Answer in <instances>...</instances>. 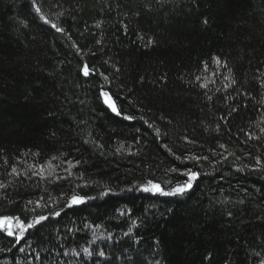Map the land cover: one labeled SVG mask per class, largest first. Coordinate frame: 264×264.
Wrapping results in <instances>:
<instances>
[{
    "label": "trees",
    "instance_id": "16d2710c",
    "mask_svg": "<svg viewBox=\"0 0 264 264\" xmlns=\"http://www.w3.org/2000/svg\"><path fill=\"white\" fill-rule=\"evenodd\" d=\"M262 85L264 0H0V264H261Z\"/></svg>",
    "mask_w": 264,
    "mask_h": 264
},
{
    "label": "snow or ice",
    "instance_id": "6c2138e0",
    "mask_svg": "<svg viewBox=\"0 0 264 264\" xmlns=\"http://www.w3.org/2000/svg\"><path fill=\"white\" fill-rule=\"evenodd\" d=\"M33 4L35 5V0H33ZM36 12H40V8L37 7ZM45 23H49L48 20L44 21ZM205 23H207V21H205ZM51 27L54 28L57 32H61L63 33L64 29L61 27H58L55 23L51 24ZM149 43H151V41H149ZM216 63L217 65L221 64V61L219 60V58H216ZM226 67V64L224 65ZM82 74L87 77L90 74H94L95 73V69H89L88 65H84L81 69ZM100 75H103V73H100ZM104 80L107 81L108 77L107 76H103ZM231 78V72L229 71V75L228 77H226V79H230ZM234 83V81H231ZM264 86V85H262ZM202 87H207V85H202ZM101 97L104 98V102L107 104V106L113 111L115 112L117 115H120V112L118 111L115 102L112 100V97L110 95L109 92L104 91L103 87H101V92H100ZM125 119H133V117L130 116H125ZM262 131H264V129H262ZM251 138V137H250ZM189 143H191V141H188ZM221 148H224L225 146L223 144L220 145ZM231 155V153H230ZM207 159V157H192V160L195 161H199V159ZM226 158V157H225ZM177 160H180L181 157L177 156L176 157ZM181 162L183 163L184 161L181 160ZM257 163H259V161H257ZM13 173H16V169L13 168L12 169ZM172 171H177L176 169H172ZM184 176L187 177L186 181L181 183V184H177V186H175L171 191H164L161 186L159 184H154L152 183V181L148 182V186L143 188V191L145 192H152V193H159L161 195H165V196H176V195H184V193H186L187 191H190L193 187V183L199 178L200 173L195 172V171H185L184 173H182ZM0 187H3V185H0ZM85 202V199L83 197H79L76 195H73L71 198V201L68 203V207H72L73 205H79ZM124 213H121V215H123ZM55 216L59 217L61 215V213L59 211H56L54 213ZM49 217L45 216V215H41L38 218H36L33 222L30 223H26L24 221H22L20 219V217H13V216H0V232L4 233L6 236L8 237H12L15 243H19L21 240L25 239V234L30 230L35 228L37 225L41 224V222L48 220ZM111 237L109 236V239ZM24 249L21 248L20 251H23ZM83 252L88 255L91 256L92 252L88 249V248H84ZM73 254L76 256H79V253H76L73 250ZM64 255H68L67 252L64 253ZM98 255L100 257L103 258H107L105 256V252L100 250L98 252ZM261 264H264V261H261Z\"/></svg>",
    "mask_w": 264,
    "mask_h": 264
},
{
    "label": "water",
    "instance_id": "95a60500",
    "mask_svg": "<svg viewBox=\"0 0 264 264\" xmlns=\"http://www.w3.org/2000/svg\"><path fill=\"white\" fill-rule=\"evenodd\" d=\"M85 203V202H84ZM84 203H82V204H84ZM82 204H79V205H82Z\"/></svg>",
    "mask_w": 264,
    "mask_h": 264
}]
</instances>
